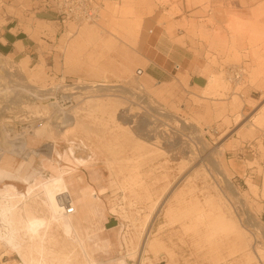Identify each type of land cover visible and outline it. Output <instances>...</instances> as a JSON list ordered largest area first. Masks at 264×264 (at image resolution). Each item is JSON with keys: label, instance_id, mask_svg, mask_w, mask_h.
I'll use <instances>...</instances> for the list:
<instances>
[{"label": "rangeland", "instance_id": "1", "mask_svg": "<svg viewBox=\"0 0 264 264\" xmlns=\"http://www.w3.org/2000/svg\"><path fill=\"white\" fill-rule=\"evenodd\" d=\"M35 1L0 0V27L6 17L34 10ZM183 4L104 0L105 19L68 25L57 39L56 24H39L58 42L55 47L44 43L41 56L18 60L0 54L22 78L20 87L76 92L91 84L117 86V91L85 89L84 95H71L63 109L84 125L66 136L50 125H37L39 138H27L31 155L24 160L6 157L12 165L9 178L0 177L2 198L9 185L24 193L37 179L49 180L53 172L46 165L56 150L65 155L73 149L77 158L87 160L78 176L91 184V174H96L106 189L105 213L97 208L75 216L92 264H264V1L251 7L245 0H192L190 9L201 6L204 13L191 17L179 11ZM249 12L263 21L238 16ZM84 29L90 35L76 43ZM156 30L172 39L176 55L190 59L193 67L220 70L208 76V85L215 80L221 84L217 92H208V85L192 90L189 76L177 66L163 80L148 76ZM232 70H240L242 78L235 80ZM30 111L42 115L44 123L51 115L46 103ZM12 120L19 125L17 117ZM224 219L236 221L246 232L244 241L254 247L238 251L234 237L221 230ZM107 221L113 223L108 226ZM57 239V251L66 256L73 247L62 235ZM74 246L76 259L88 264L82 249ZM15 263L19 258L0 246V264Z\"/></svg>", "mask_w": 264, "mask_h": 264}, {"label": "bare ground", "instance_id": "2", "mask_svg": "<svg viewBox=\"0 0 264 264\" xmlns=\"http://www.w3.org/2000/svg\"><path fill=\"white\" fill-rule=\"evenodd\" d=\"M102 19H105L103 12ZM90 33V30L84 29L76 43H80ZM96 48L97 45L93 50ZM130 69L131 65H128L126 71ZM142 75L143 71L141 74L138 72V77ZM241 78V76L238 78L234 76L237 81ZM21 80L22 78L15 75L0 56V177L4 179L9 178L7 169L12 167L10 160L4 161L6 157L24 160L31 155L27 138L32 136L34 139L39 138V132L35 128L37 125L43 128L50 125L64 136L68 131H75L77 127L84 125L77 116L63 109V104L70 100L71 95L77 93L84 95L86 94L83 92L85 89L90 92L117 91L116 85L106 83L78 86L79 89L76 92H69L64 87L53 86L40 88L23 84L20 87L17 83ZM220 85L217 80L212 81L207 91L211 94L215 93ZM81 95L76 98H82ZM35 102L40 105L46 103L49 107L51 115L47 123L43 122L42 115L30 111V109L37 110L40 107ZM33 103L37 107H30L34 105ZM14 116L18 118V126L12 120ZM152 128L157 129V124L153 123ZM154 142L156 139L151 142L145 141L149 145ZM189 158L191 159V155ZM63 162L65 166L62 165ZM48 164L46 167L53 172L49 180L37 179L35 184H29L24 193H19L15 185H9L1 191L0 246H8L11 252L19 258L20 263L15 264H84V260L76 259L78 255L74 244H77L82 249L85 261L92 264L75 226L77 219L75 216L87 209L101 208L105 213L102 198L106 189L99 186L100 180L96 174H91V184L84 176H78L79 168L87 167L88 161L77 158L73 149L65 155L56 150L49 158ZM214 168L221 171L220 173L230 181L227 174L217 165ZM94 185L99 187V191ZM71 187H73V192L70 190ZM75 187H77L76 190ZM221 230L225 231L228 236L234 237L233 246L238 247V251L245 249L244 251L248 252V249L254 247L251 242L244 241L247 238L246 232L239 228L236 221L232 223L224 219L221 222ZM61 235L68 247H73V249L68 248L69 252L63 257L56 249L59 244L57 238ZM237 249H235L236 252ZM247 254L250 258L251 254ZM109 264L125 263L114 260Z\"/></svg>", "mask_w": 264, "mask_h": 264}, {"label": "crops", "instance_id": "3", "mask_svg": "<svg viewBox=\"0 0 264 264\" xmlns=\"http://www.w3.org/2000/svg\"><path fill=\"white\" fill-rule=\"evenodd\" d=\"M100 3H104V0H97ZM192 0H184V4L179 7L181 14L191 17V15L197 14V16L203 14V8L198 6L197 8H192L188 6V2ZM264 0H245V4L249 6H258L263 4ZM33 6L36 5L32 11H23L20 17H6V24L0 27V54L6 57H13L14 59H21L28 56H41L45 50L46 43L48 46L55 47L56 43L51 41L50 35L45 31L39 29V24L44 23H54L56 24V39L59 35H65L68 27H64L58 20L54 13L47 11L43 7V2L36 0L32 3ZM243 5L241 2L239 6ZM241 11V9H239ZM239 17L244 18V20H258L263 21V19H254L253 14L240 13ZM197 21H204L201 18H196ZM32 22V23H31ZM228 38H231L230 34H226ZM50 38V39H49ZM154 50L150 51V59H152V64L146 70L149 77L153 79H165L171 77L174 68L177 66V70H183L189 76V86L192 90L198 92L204 89L208 85L209 72H219L220 70L215 67L206 68V65L197 68L190 65V59H183L177 54V46L173 43L172 39L168 36L163 35L159 30L154 33ZM187 60V61H186ZM186 63V66H184ZM179 66V67H178ZM184 67V68H183ZM194 69L196 71H194ZM230 70V69H229ZM210 72V73H211ZM264 142V141H263ZM108 226L113 223L107 221ZM115 227V226H113Z\"/></svg>", "mask_w": 264, "mask_h": 264}, {"label": "built area", "instance_id": "4", "mask_svg": "<svg viewBox=\"0 0 264 264\" xmlns=\"http://www.w3.org/2000/svg\"><path fill=\"white\" fill-rule=\"evenodd\" d=\"M43 7L57 17L64 26L80 27L86 24H97L102 19L104 5L97 0H39ZM141 74V71H139ZM232 76L242 77L239 71L232 70ZM264 139V132H263Z\"/></svg>", "mask_w": 264, "mask_h": 264}]
</instances>
